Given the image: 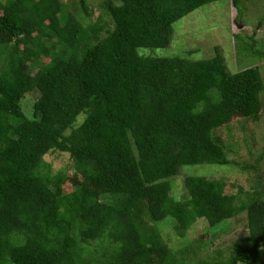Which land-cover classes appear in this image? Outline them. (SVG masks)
<instances>
[{"label":"trees","instance_id":"obj_1","mask_svg":"<svg viewBox=\"0 0 264 264\" xmlns=\"http://www.w3.org/2000/svg\"><path fill=\"white\" fill-rule=\"evenodd\" d=\"M217 1L102 0L84 27L87 0H0V264H189L177 262L161 225L179 240L198 221L216 230L231 220L247 232L230 254L195 264H264V152L236 165L257 175L248 192L188 176L180 201L171 185L183 167L228 166L229 147L213 132L259 119L255 31L233 35L237 55L257 60L233 75L220 55L138 53L166 48L175 22ZM230 1L242 16V0Z\"/></svg>","mask_w":264,"mask_h":264},{"label":"rangeland","instance_id":"obj_2","mask_svg":"<svg viewBox=\"0 0 264 264\" xmlns=\"http://www.w3.org/2000/svg\"><path fill=\"white\" fill-rule=\"evenodd\" d=\"M62 1L69 4L71 8L75 7L76 0ZM101 2L102 0H87V7L91 15L87 19H83L84 27L95 23L101 13L99 9ZM242 5L240 8L242 16H239L230 0L206 4L172 25L169 45L166 48L140 49L138 53L144 57H177L189 62L207 60L215 55H220L224 60L227 72L231 75L245 69L247 63L257 64V60H253L251 57L247 60L244 57L245 52L237 55L236 41L233 35L252 37V33L255 31L254 41H257L258 46L261 45L264 48V21L258 25L261 18L264 20V0H242ZM77 16L79 17V15ZM106 24H108L107 20ZM262 77H264V72ZM37 98L38 94L35 92L26 95L22 102V110L26 116L30 115L31 106ZM258 118L255 122L236 118L228 124L229 126L220 127L213 132V136L220 139L222 147H229L230 152L226 151V154L230 164L228 166L203 164L181 168L171 182L173 193L178 195L180 201L186 198V193L183 192L181 185L188 176L206 177L227 182L228 185L241 186L244 191L248 192L254 186L257 173L264 185L263 162L260 163L256 173L242 172L238 167L253 164V158H258L264 152V106H262ZM237 120L242 121L238 123ZM250 156L253 157L250 158ZM59 164V160L55 161L53 169L57 168ZM228 193L236 195L237 188L230 189ZM247 194L240 197L242 202L249 201ZM240 218L241 216L238 219ZM165 223L161 225V233L164 234L165 241L171 248L175 259L177 262L181 259L186 260L189 264L215 259L217 256L227 257L230 254L233 241L247 232L241 222L232 224L231 220L225 227L211 230L204 221H198L187 230L185 237L177 240L171 223ZM186 250L187 254H185Z\"/></svg>","mask_w":264,"mask_h":264}]
</instances>
